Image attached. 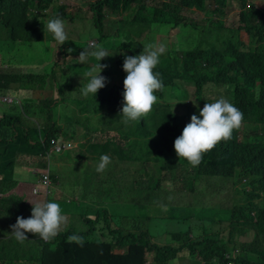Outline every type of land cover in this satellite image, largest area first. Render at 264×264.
Wrapping results in <instances>:
<instances>
[{
    "label": "trees",
    "instance_id": "16d2710c",
    "mask_svg": "<svg viewBox=\"0 0 264 264\" xmlns=\"http://www.w3.org/2000/svg\"><path fill=\"white\" fill-rule=\"evenodd\" d=\"M261 2L264 0H97L89 5L90 18H81L67 12L68 7L58 0H0L1 49L13 54L17 44L45 41L51 53L48 61H52L57 44L61 54L69 59L64 67L55 63L51 74L48 69L44 75L0 72L1 96H6L13 86L18 91L38 88L56 91L58 96L38 102L32 98L13 99L6 105L1 124L12 131L0 138L3 143L0 176H8L0 178V196L12 190L8 182L13 180L14 163L2 160L8 153L40 156L51 149L50 140L54 138L58 142L65 139L79 143L78 158L96 161L95 167L85 173H78L73 166L52 168L48 201L65 202L79 194L85 201L67 202L74 210L62 214L69 219L70 226L62 225L65 229L48 241L32 233H26L28 239L23 242L17 241L10 234L16 221L11 219L3 225L2 213L15 210L16 217L20 206L24 217L29 218L33 206L12 195L0 198V264H174L186 252L188 257L182 260L189 259L190 264H264V4ZM231 3L240 4L238 27L225 22ZM186 10L204 12L208 23L189 20L182 15ZM57 16L71 24L87 20L96 44L106 45L105 49L112 54L101 61L88 55L80 62L81 52L93 50L89 44H82L83 33L79 34L81 44L66 40L61 45L44 29L42 21ZM113 16V28L107 30L105 21ZM169 32L174 39L164 37ZM156 40L165 46V52L153 71L160 74L164 87L154 93L157 103L147 115L125 123L120 115L127 75L123 70L125 56L139 55L145 44ZM32 60L34 65L47 64L39 58ZM100 63L107 65L102 70L106 82L112 79L114 83H106L96 95L86 97L77 88L79 96H75L79 78ZM190 87L195 90L193 98ZM221 96L243 113L241 127L233 131L231 139L222 140L204 153L200 164L193 167L177 156L174 141L191 122L193 114L199 117V110L206 103ZM63 103L76 106L66 115L72 127L70 132L58 122L61 115L57 108ZM176 105L185 108L176 113ZM243 125L252 131L259 130L243 136ZM60 144L65 147L63 142ZM69 154L64 150V155ZM102 155H108L111 162L103 172H97ZM146 164L157 166L158 173L165 171L166 176L153 184L152 192L141 184L138 195L132 196L127 189L133 183L124 178V165L136 169L146 168ZM108 167L112 171L101 180L99 174ZM237 177L244 188L234 190L238 199L234 197L231 207L208 217L189 214L202 213L193 207L202 181ZM143 194H147L148 200L138 209V215L117 214L108 208L118 203L131 204L136 209ZM191 194L195 197L192 201ZM177 196L181 201H176ZM93 206L94 209L89 208ZM163 211L167 219L159 218ZM145 215L152 217L154 225L156 218L162 221L164 242L155 241L160 228L154 231L152 226L143 227L139 223V218ZM173 222L181 226L179 232L167 230L166 226ZM72 234L82 237L83 243L67 242ZM148 254L154 255L151 261L146 260Z\"/></svg>",
    "mask_w": 264,
    "mask_h": 264
},
{
    "label": "rangeland",
    "instance_id": "374dc122",
    "mask_svg": "<svg viewBox=\"0 0 264 264\" xmlns=\"http://www.w3.org/2000/svg\"><path fill=\"white\" fill-rule=\"evenodd\" d=\"M97 0H58L59 4L61 5H66L68 7L67 12L70 13H75L77 16L81 17V18H90L91 13L89 11V5L92 2H95ZM262 4H264V2H261ZM232 6L228 12L227 15L225 17V22L228 26H234V27H238L239 26V12H240V4L238 3H231ZM79 10H81V13L79 12ZM49 13H51V11H49ZM185 17H187L189 20H193L198 24H204V23H208V20L206 19L207 16L204 12H199V11H195V10H186L184 11V13L182 14ZM134 17V15L132 16ZM132 17H130V19H132ZM114 16L108 18L105 21V28L107 30H112V21L114 20ZM89 23L87 22V20H83V21H76L75 24H71V23H67L65 22V31L67 34V40H70L73 43H78L81 44L79 42V34L83 33V37H82V44H89L90 46L92 45H98L96 44V38L95 35L92 34L89 31ZM147 33H143V37L146 35ZM164 37L166 39H174V36H170V32L167 35H164ZM114 38V37H113ZM111 38V40L113 39ZM93 39V40H91ZM243 39H245V37H243ZM154 43H158L161 44V42L159 40H156ZM47 42L42 41V42H34L32 45H28V44H17L16 45V49L14 50V53H9V51H4V49L0 48V72L2 70H9L11 71L13 74H32V75H44L47 73V69H48V74H51V70L53 69L55 63H59L61 67H64L65 63L69 61V59L66 56H63L61 54V52L58 50V48L60 47L58 44L56 46V49H54L53 51V56H52V61H48L49 58L51 57V53L50 50L47 51ZM106 47V45H105ZM104 47V48H105ZM108 48H111V46L108 45ZM108 55L110 56L112 54V51L110 50H106ZM109 56L105 57L108 58ZM34 58H39L40 60H45L47 64H42V65H34L33 60ZM10 63L11 65L7 64ZM82 62V61H80ZM101 75L103 74V72L100 73ZM84 78L80 77L79 80L77 81L76 85H75V90H74V94L75 96H79L78 95V89L82 86V82L84 83ZM108 85H111L114 83V81L112 79H110L108 82H106ZM194 88L190 87L189 88V92L191 94V98H193L194 95ZM1 96V95H0ZM31 96V98L35 101H39L42 99H46L49 98L50 96H53V98H57V92H52L50 90H42L40 88L35 89L33 91L31 90H21L18 91L14 88V86L12 87V89H10L9 91L6 92V96L5 97H1V99L5 102L7 101L8 104L9 102L12 101V99L14 98H18L19 101L24 99L23 97H29ZM6 102V103H7ZM76 107L74 104L72 103H63L61 104L57 110L60 113L61 117L58 120V122H60L63 125V128L66 132H70L72 130L71 127V123L68 122L66 115L68 114L69 110L71 108ZM184 106L182 105H176L174 107V111L176 113H179L181 110H184ZM4 107H0V113L3 114L5 116V112H4ZM79 110H76V113L79 114ZM77 128L80 130V126H77ZM259 128L256 131H252V128L249 126H242V133L243 136L245 135H254L258 132ZM12 131V129L8 128L5 124H1L0 123V138L2 136H4L5 133H10ZM60 143L63 142L65 144V147L62 148V152L57 153V152H52L49 154L44 153L43 156L44 158H42L43 160L41 161V159H37L36 163H37V167L40 168L41 170L42 162H48L51 161L52 162V166L56 167L58 170H61L62 167H70L73 166L74 169H76L79 173V171L85 173V172H90L93 167H95L96 161L93 160H88L86 162V160L82 159L81 157L78 158L79 154H80V149H79V143H74L71 140H65V139H61L59 141ZM3 143L0 141V148H2ZM64 150L65 151H69L70 154L68 156L64 155ZM63 153V154H62ZM68 153V152H67ZM66 153V154H67ZM61 154V155H60ZM87 154V153H85ZM45 160V161H44ZM11 162L14 163V161H12V159L10 160ZM17 165L14 164V172H13V180L8 182V185L10 187H12V194L19 196L17 194V191L15 190V184L17 181H15V172H18V168L16 167ZM36 168V167H35ZM159 168L157 166L154 165H150V164H146V168L145 167H138L136 169H134L132 166L129 165H124V178L126 179L127 182H132V188L131 189H127V192L129 194L133 195H138L139 192V188L141 184H144L146 189H148L150 192L151 191V187L153 186V184L156 181H161L165 178L166 176V172H162L160 171L158 173ZM20 171L27 173V170L21 169ZM45 171V169L42 171V173ZM112 170L108 167V169L102 173L99 174L101 180H105L104 178V174L111 172ZM30 172V171H29ZM6 174L3 175V177ZM50 176V173H49ZM6 177H8L6 175ZM38 176L35 174H32V178L36 179ZM78 180L80 179V174H78V176L76 177ZM238 177L234 178V179H220L219 181H202L199 185H198V190L197 193L199 194L197 196L196 199V203L193 207H196L198 210L202 211V213L200 212H191L189 214H193V215H197V216H201V217H208L211 215H214V213H216L217 211L219 212H223V209L225 207H231L233 202H234V197L238 199V196H235L234 194V190H240L243 189L244 187H242L239 183H238ZM237 184H235V183ZM191 183V182H190ZM163 188L166 189L167 185L164 183L162 184ZM37 186H39V184H37ZM55 187L57 185H54ZM55 187H51V191L53 192V189ZM183 188V185L180 186V189ZM162 196L165 195V193H161ZM63 196H67L66 193L63 194ZM192 199L190 201L193 200L194 195H192ZM168 197V196H167ZM52 198V197H50ZM38 199H41V201L39 202H47L48 199L47 197H37L35 199L34 202L32 203H36V201ZM69 200H74V201H85V199L82 197V195H77L74 199H68L65 200V202H57L60 204L61 206V210L63 213L74 210V207L67 202H70ZM148 200V196L147 194H143L141 199H140V204H138V207L136 209H134L135 206H131V204H111L108 205V208L111 212L113 213H117V214H127L126 216H134V215H138V209L139 208H143L144 205H146V202ZM176 201H181L180 196H177ZM257 201V200H256ZM21 202H24L23 199H21ZM26 202V201H25ZM24 202V203H25ZM31 203V202H30ZM32 203L31 205L28 204V206L32 207ZM20 204V203H19ZM13 205V204H12ZM262 207H264V203L262 204ZM90 209H94L93 207H89ZM85 209V207H84ZM91 213L94 214V210H88ZM14 212L15 210H5L2 214H3V225H5V221H9L12 219V221H16L17 222V217L19 216H23L21 207L18 206L17 208V213L18 216H14ZM143 212V210H141V213ZM159 213V210L157 211H149L148 213ZM162 214L159 215L160 219H167L168 215H165L166 213L163 211L161 212ZM25 218V217H24ZM157 219V224L154 225V223L152 222V217L151 216H147L145 215L144 217H140L139 218V223L143 226V227H148V226H152L154 228V231H158V228H160V235L159 237L155 240L157 242H164L165 238H166V232H164L161 228L163 226L162 221L159 219ZM66 221H68V223H64L63 225H67V227L70 226V222L69 219L66 217ZM71 227H72V221H71ZM181 226H179L176 222H173L172 224H170L169 226H166L167 230L170 231H175V232H179ZM65 228L63 226H61V228L59 230H64ZM251 239H243V241H250ZM153 254H148L146 256V260L147 261H151L153 258ZM183 257H188V253L186 252L185 255L180 254L178 257V260L174 262V264H190L189 259L188 260H182ZM192 264V263H191ZM203 264H206L205 262Z\"/></svg>",
    "mask_w": 264,
    "mask_h": 264
},
{
    "label": "clouds",
    "instance_id": "9594fccd",
    "mask_svg": "<svg viewBox=\"0 0 264 264\" xmlns=\"http://www.w3.org/2000/svg\"><path fill=\"white\" fill-rule=\"evenodd\" d=\"M44 29L53 34L54 40L63 45L67 40L65 23L59 17H54L46 22L42 21ZM93 50L81 52L80 61H84L88 55L98 61L109 56L106 49L100 45L90 46ZM72 49H69L71 52ZM165 52V46L158 43L144 45L142 53L137 56H125L123 70L127 73L124 79V105L121 110L124 122L137 120L147 115L157 103L156 91L163 89L164 85L159 78L160 74L153 69L159 63L160 56ZM107 65L94 66L84 74L87 82H82L81 94L88 96L94 94L106 85L107 78L100 73ZM202 117V119L200 118ZM243 113L227 98L221 96L212 103H206L199 110V117L195 114L191 117L182 134L175 139L174 149L177 156L186 159L193 167L201 162L202 155L212 150L222 140L231 139L234 130L241 127ZM111 162L108 155H102L96 168L97 172H103ZM32 203V202H31ZM32 215L29 218L17 217V222L11 225V235L19 242L28 239L26 233L38 235L48 241L54 238L61 226L66 222L62 214L61 206L57 202L32 203ZM67 242L83 243V238L72 234L67 237Z\"/></svg>",
    "mask_w": 264,
    "mask_h": 264
},
{
    "label": "crops",
    "instance_id": "0c3cea01",
    "mask_svg": "<svg viewBox=\"0 0 264 264\" xmlns=\"http://www.w3.org/2000/svg\"><path fill=\"white\" fill-rule=\"evenodd\" d=\"M1 97H5V96H0V107H4V112H5V115H6V105H8V102H4ZM23 98H31V96L29 97H23ZM14 100H18V98H14ZM24 100V99H22ZM5 116L3 114L0 113V123H1V120L4 118ZM1 135V134H0ZM54 138H52L50 140V146H51V149L48 150L46 152V154H49V153H52L53 152V145L51 143V141L53 140ZM55 140V139H54ZM57 141V140H56ZM41 159V161L43 160L42 158H44L43 155H40V156H34V155H31V154H28V153H25V154H22V155H17V156H13L11 155L10 153H8L7 157L3 158L2 160L4 162H10V160L12 159V161H14V164L17 165L16 167L18 168V172H15V181H17L15 184V190L17 191V194L19 196H16L14 194H12V190L9 191L8 193H6L5 195H1L0 198H2L3 196H15V197H18L20 199H23V201L25 202V205H31L30 202H34L35 199L37 197H47V194H48V189H44L42 188V186H40V182H41V178H42V171L45 169V171L48 169H50V173L52 171V168L54 166H52V162L51 161H48L46 162H42L41 165H42V170L40 168L37 167V159ZM45 159V158H44ZM14 164H13V167H14ZM50 165V166H49ZM49 166V168H48ZM36 167V168H35ZM21 169H24V170H27L28 171V174L27 173H24L22 171H20ZM15 170V169H14ZM13 170V172H14ZM30 171V172H29ZM32 174H35L37 175L38 177L36 179L32 178ZM13 177V176H12ZM1 179H3V175L0 176ZM10 178V177H9ZM51 182H52V179H51ZM37 184H39V186H37ZM42 191H41V190ZM35 191H37L35 193ZM41 201V199H38L36 202H39Z\"/></svg>",
    "mask_w": 264,
    "mask_h": 264
},
{
    "label": "built area",
    "instance_id": "2783aa9c",
    "mask_svg": "<svg viewBox=\"0 0 264 264\" xmlns=\"http://www.w3.org/2000/svg\"><path fill=\"white\" fill-rule=\"evenodd\" d=\"M12 101H13V99H12ZM11 101V102H12ZM5 102H7V101H5ZM11 102H9V103H11ZM51 143H52V145L54 146L53 147V152H57V153H60V152H62V148H61V144L58 142V141H56V140H52L51 141ZM49 170L47 169L46 171H44L43 173H42V180H41V184H42V188H43V190L46 188V189H48V186L50 185V182H51V177L49 176ZM41 190V189H40ZM42 191V190H41ZM37 191H35V193H36Z\"/></svg>",
    "mask_w": 264,
    "mask_h": 264
}]
</instances>
